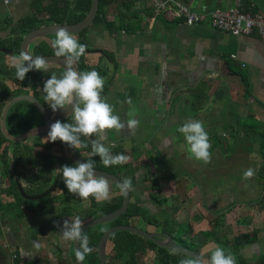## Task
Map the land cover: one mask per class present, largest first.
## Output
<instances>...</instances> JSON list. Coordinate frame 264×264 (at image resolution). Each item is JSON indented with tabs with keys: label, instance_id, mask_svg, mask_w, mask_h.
<instances>
[{
	"label": "crops",
	"instance_id": "crops-1",
	"mask_svg": "<svg viewBox=\"0 0 264 264\" xmlns=\"http://www.w3.org/2000/svg\"><path fill=\"white\" fill-rule=\"evenodd\" d=\"M155 1L118 0L104 7L107 24L100 21L74 35L87 45L86 63L104 70V80L110 78L102 98L125 123L120 132L110 130L102 143L113 154L128 157L112 168L119 179L131 178L129 203L145 217L128 218L127 224L189 241L203 261L221 246L245 264H264V40L255 31L233 35L217 29L208 19L187 25L156 11ZM177 1L198 13L238 7L264 15V0ZM30 3L0 0V47L15 38L11 29L31 13ZM121 12L126 18L120 19ZM43 39L50 43L49 37ZM13 56L18 55L3 53L0 64L11 66ZM0 79L13 88L7 76L0 73ZM10 108L6 129L8 114L30 121L35 130L42 125L35 108ZM189 118L203 121L209 135L208 164L190 158L178 132ZM129 119H136L138 127L129 129ZM46 137L27 138L24 147L0 145V264H75L73 243L60 236L63 222L77 216L89 221L105 202L94 199L91 205L90 198L85 202L61 190L40 200L20 196L5 163L16 164L26 193L43 191L60 168L54 158L51 180L45 171L51 158L45 161L41 154L51 156L52 150L57 156L60 150L44 143ZM249 168L255 175L244 179ZM109 184L113 198L118 191ZM111 225L85 231L90 241H98ZM108 242L106 264H122L124 258L107 255L112 248Z\"/></svg>",
	"mask_w": 264,
	"mask_h": 264
},
{
	"label": "clouds",
	"instance_id": "clouds-1",
	"mask_svg": "<svg viewBox=\"0 0 264 264\" xmlns=\"http://www.w3.org/2000/svg\"><path fill=\"white\" fill-rule=\"evenodd\" d=\"M52 48L55 57L64 58L65 71L60 77L52 73L44 82L42 90L45 94L44 100L53 112L71 106L72 122L62 123L56 120L50 125L44 143L59 140L71 148L79 149L88 148V143L84 141L90 140L91 157L98 156L105 167L127 163L126 155L113 154L110 148L102 143L107 139L110 130L120 132L125 127L120 116L114 114L113 106L102 98L104 78L95 70L77 71L73 67L86 54L87 45L79 43L77 37L67 28L61 27L56 31ZM12 67L15 68L17 80L23 81L30 71L47 73L49 61L43 56H32L21 51L18 56L12 57ZM126 102L131 104V98ZM138 124L136 119L127 121L129 129L138 127ZM178 132L184 138L190 158L204 164L211 162V143L203 121L189 118L178 128ZM95 164L93 159H88L86 162H77L75 166L64 165L56 169V173L63 180L68 193L82 201L87 202L90 197L98 203L109 201L111 199L109 181L104 176L97 175ZM254 175V170L249 168L244 172V179H251ZM117 187L121 193L131 191V178H125ZM83 225L84 222L77 216L72 220H65L60 231L63 241L78 242L75 257L79 264H82L85 257L93 251L89 246V237L82 231ZM34 246L39 248L40 244L34 242ZM179 264H204V261L201 256H193L181 259ZM207 264H236V258L231 253H226L223 247L216 246L211 251Z\"/></svg>",
	"mask_w": 264,
	"mask_h": 264
},
{
	"label": "trees",
	"instance_id": "trees-1",
	"mask_svg": "<svg viewBox=\"0 0 264 264\" xmlns=\"http://www.w3.org/2000/svg\"><path fill=\"white\" fill-rule=\"evenodd\" d=\"M116 1L118 0H99L98 11L94 21L90 24V26L78 32L77 36L83 35L90 27L95 26L100 21L105 22L106 16L104 12V7ZM30 2H31L30 3L31 13L21 18L18 21V23L12 27L11 29L12 33H14L16 36L9 43V45L6 46L9 49H12L14 54L17 55H19V44L21 42L22 36L26 34L28 31H30L35 27L46 24L76 23L82 20L88 13L90 9L91 0H30ZM119 16L120 19L126 18V14L123 12H121ZM105 24H107V21L105 22ZM46 37L50 38V43L45 41L43 38L32 43L31 45L32 54L34 55L54 54L52 48V41L55 39V35L46 36ZM2 54L3 53L0 52V55ZM73 67L77 71L95 70L102 77L106 76V72L104 70H100L98 66L91 67L89 64H87L85 61V56H82L80 61L77 64H75ZM63 72L64 70L61 67L54 64H49V71L47 73L43 71L33 70L26 74V77L23 81H19L16 78L15 68L12 67V65L7 67L0 64V73L7 76L10 80L9 83L13 86V88L10 89L9 85H7L2 79H0V110L6 100H8L11 96L20 93H28L32 95L34 93L37 96V99L46 108L50 109L48 104L45 103L44 100L45 94L42 92L44 82L51 77L52 73H55L58 77H60ZM109 84H110V78H107L105 80L103 92L107 90ZM23 104L35 108L30 102L26 100H21L14 103L13 106L10 108L9 112L12 110L13 107ZM10 116L11 115L8 114V118H7V131L9 132V134L13 136H17L22 134L24 131H26L31 127L30 121L23 120L22 118H12ZM60 121L62 123H68V122L71 123L72 122L71 115L64 119H61ZM40 123H43V121H40ZM84 142L88 143L89 145L88 148H79L78 151L79 153L86 152L89 154V156L88 158L82 157L83 160L86 162V160L88 159H93L96 162L95 164L96 169H100L116 174V170H114V168L112 167H105L100 162V158L98 156L91 157V142L90 140H85ZM3 143H9L15 147H24V145L26 144L24 140L18 142L10 141L6 139L0 131V145ZM54 147L57 148L55 149L56 152L60 150L57 156L53 154L52 150H51V156L49 154L46 155L41 154L42 157L46 159V160L44 159L45 161H49L51 158V164L49 162L48 164L45 165L46 166L45 171L51 172V180L54 174V168H53L54 158H57L60 164V168L64 165L75 166V163L70 159L64 145L59 140L56 142H51V149H53ZM3 154H6V152L3 151ZM17 154L18 152L17 153L14 152V157H15L14 160L16 159V162L18 163L19 158ZM29 162L33 163L32 159H29ZM5 164L6 165L4 167V171L8 176H10V178H12L11 177V175H13L12 168H15L16 164L13 165L12 167L11 164H9V162H6ZM113 185L118 191L117 195L111 198L109 201H105L103 205L98 209L96 216L113 211L118 207H120V205L122 204V200H123L122 193L115 184ZM58 190H61L62 193L67 192V189L60 176H59V182L56 188L54 189V191L52 192ZM20 199L23 200L22 198ZM90 200H91V205L95 204L94 198L90 197ZM135 216L143 219L145 217V214L139 207L132 205V203H129L127 211L121 214L113 221H111L110 224L113 225L127 224L128 218H132ZM84 234H86L85 230H84ZM176 239L177 240L175 241L177 243L190 249L186 241H184L180 237H177ZM108 244L112 245L110 251L111 253H109V255L118 260L124 258L122 264H179V261L181 259L191 258V256L179 253L170 248L160 247L149 239L140 237L132 232L125 230L114 232L110 236ZM89 246L93 249V251L85 257L84 264H98V255L96 248L97 240L96 241L89 240ZM231 254L233 255V253ZM209 257L210 255L208 256V258L205 259L204 264H207ZM236 264H245V263L241 259L236 258Z\"/></svg>",
	"mask_w": 264,
	"mask_h": 264
},
{
	"label": "water",
	"instance_id": "water-1",
	"mask_svg": "<svg viewBox=\"0 0 264 264\" xmlns=\"http://www.w3.org/2000/svg\"><path fill=\"white\" fill-rule=\"evenodd\" d=\"M98 4L99 0H91L90 3V9L86 16L76 22V23H63V24H46V25H41L38 27H35L28 31L26 34L22 36L21 42L19 44V53L21 51H25L28 54L32 56H43L47 61H49V64H54L59 67H61L65 71V61L64 58H57L55 57L54 54H45V55H34L29 51V45L33 43L36 39L38 38H44L46 36H51V35H56V31L58 28L64 27L67 28L72 34H77L78 32L84 30L90 24L94 21L95 16L98 11ZM101 52V50H98ZM0 52L6 53L9 55H13V50L6 48V47H0ZM21 100H26L30 102L37 112L42 116L43 118V124L40 125L36 130L33 128H29L26 131H24L22 134L13 136L9 134V132L6 129L5 126V117L7 114L8 109L16 102L21 101ZM72 107L68 106L66 109H60L57 110L56 112H53L50 109L46 108L35 96L32 94L28 93H21L17 95L11 96L8 100L4 102L2 105V108L0 110V131L3 134V136L14 142L18 141H23L27 138L37 136V135H47L48 131L50 130V125L54 123L56 120H61L64 119L68 116L71 115L72 112ZM62 143V142H61ZM70 157V159L76 164L77 162H85L83 158L81 157L78 149L71 148L67 144L62 143ZM12 172L14 174V182L16 184V188L20 194V196L24 199L28 200H40L47 195H49L54 189L56 188L58 182H59V176L56 173L55 179L52 181V183L46 187L43 191L35 194V195H30L26 193L24 190L20 177L15 170V168H12ZM97 175L104 176L105 178L108 179L109 182L115 184L116 186L121 183L122 181L117 177L115 174L110 173L108 171L96 169ZM122 204L120 207L117 209L110 211L108 213L99 215L89 221L84 222L83 229L82 231L95 227L97 225L109 223L119 217L121 214L125 213L128 209L129 201H130V194L129 191L126 193H122ZM129 231L132 232L140 237L149 239L153 241L156 245L160 247H167L170 248L174 251H177L179 253L188 255V256H201L202 255L197 252L196 250L189 249L187 247H184L177 243L173 238L170 236L169 233L167 232H151L147 230L140 229L134 225L130 224H118V225H111L108 228H106L100 235L98 241H97V255H98V264H106V245L107 242L110 238V236L116 232V231ZM73 243V248H74V255L76 252V249H78V242H72ZM76 259V257H75ZM76 264H79V262L76 260ZM84 264V261L82 262Z\"/></svg>",
	"mask_w": 264,
	"mask_h": 264
},
{
	"label": "built area",
	"instance_id": "built-area-1",
	"mask_svg": "<svg viewBox=\"0 0 264 264\" xmlns=\"http://www.w3.org/2000/svg\"><path fill=\"white\" fill-rule=\"evenodd\" d=\"M170 5H173L174 8H169ZM155 6L156 11H165L180 17L187 25L208 19L209 23L217 29L233 35L248 34L255 31L264 40V15L257 11L228 7L212 9L208 13H198L191 11L177 0H156Z\"/></svg>",
	"mask_w": 264,
	"mask_h": 264
},
{
	"label": "rangeland",
	"instance_id": "rangeland-1",
	"mask_svg": "<svg viewBox=\"0 0 264 264\" xmlns=\"http://www.w3.org/2000/svg\"><path fill=\"white\" fill-rule=\"evenodd\" d=\"M73 35H75V34H73ZM55 192H51V195H53ZM48 197V196H47ZM47 197H45V199L47 198ZM180 231H182V228H180L179 229ZM187 242V244H188V246L190 247V249L192 248L193 250H195L194 249V245L191 243V242H189V241H186Z\"/></svg>",
	"mask_w": 264,
	"mask_h": 264
},
{
	"label": "flooded vegetation",
	"instance_id": "flooded-vegetation-1",
	"mask_svg": "<svg viewBox=\"0 0 264 264\" xmlns=\"http://www.w3.org/2000/svg\"><path fill=\"white\" fill-rule=\"evenodd\" d=\"M41 38H38L37 40H35L34 42H36V41H38V40H40ZM32 44V43H31ZM31 44H30V48H29V51L30 52H32V46H31ZM21 94V93H20ZM33 96H35L36 98H37V96L33 93ZM40 115V114H39ZM40 117H41V121H43V118H42V116L40 115ZM43 124V123H42ZM110 253V252H109ZM109 253H107V255L109 254Z\"/></svg>",
	"mask_w": 264,
	"mask_h": 264
}]
</instances>
